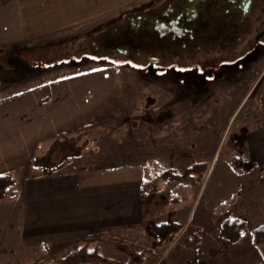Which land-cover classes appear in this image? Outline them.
Wrapping results in <instances>:
<instances>
[{
    "label": "crops",
    "instance_id": "0c3cea01",
    "mask_svg": "<svg viewBox=\"0 0 264 264\" xmlns=\"http://www.w3.org/2000/svg\"><path fill=\"white\" fill-rule=\"evenodd\" d=\"M15 1L22 38L34 41L104 23L152 0ZM262 65L255 72L258 73L256 79L264 73V63ZM120 78L110 70L96 68L54 79L42 76L32 84L14 87L13 91H0V174H10L13 178V184L0 197H7L11 187L17 190L16 197L9 202L12 211L3 219L0 242L5 246L9 242L17 244L24 264H57L68 250L88 238L97 240L105 256L119 261L132 251L141 250L146 254L143 264L264 263V243L255 245L252 235L244 233L247 228L236 243L220 233L222 219L232 216L229 210L238 202V191L233 192L236 200L226 214L213 212V207L221 200L201 198L198 201L201 190H190L189 195L195 193L193 201L184 199L186 201L173 205L171 214L165 211L171 203V190L166 188L149 194L150 198L140 191L145 158L138 162L128 160L124 165L91 168H79L77 160H67L62 167L65 168L58 171L33 165L34 159L56 139L88 128L94 118L127 104ZM166 99H171L170 109L184 103V97L171 98L169 93ZM186 101L187 105L191 103L190 99ZM172 121H169L171 128L168 126L162 132L174 129ZM181 128L184 129L182 125ZM150 131L155 133L153 128ZM137 133L138 141L148 139L151 134L149 129L147 135ZM164 137L167 143L169 137L166 134ZM246 148L255 163L252 169L259 165L261 170L264 124L248 133ZM168 219L184 223V228L173 242L157 244L149 224ZM193 233L200 239L189 244L188 238ZM8 262L5 264L14 261Z\"/></svg>",
    "mask_w": 264,
    "mask_h": 264
},
{
    "label": "rangeland",
    "instance_id": "374dc122",
    "mask_svg": "<svg viewBox=\"0 0 264 264\" xmlns=\"http://www.w3.org/2000/svg\"><path fill=\"white\" fill-rule=\"evenodd\" d=\"M148 3L141 7H147ZM137 9L138 6L123 11L118 17L89 28L70 29L28 41L21 35L16 1L0 0V91H13L14 87L32 84L42 76L54 79L96 68H105L120 75L127 104L94 118L92 126L88 128L58 138L62 139V143L43 166L62 170L67 160H77L79 168L112 167L124 165L132 159L138 162L145 158L144 164L155 159L161 168H172L179 174L178 179L168 180L161 190H171L177 182L188 184L190 190H201L198 201L201 198L222 201L238 191V202L230 208L229 215L244 218L248 224L244 233L251 236L250 231L254 226L264 224V192L261 191L264 190V176L259 165L247 173L235 170L232 159L241 156L246 164L254 163L246 148V141L248 133L264 124L261 101L264 73L258 79V73L255 74L263 66L264 57L257 66L252 65L251 71L239 76H246L243 80H221L211 86L207 93L201 94L202 97H191L193 104L187 105L188 99L184 98V103L175 104L170 109L168 103L171 99L167 100L166 94L169 93L171 98L177 97L173 91L179 92L178 82L163 76L165 74L157 76L135 54L129 56L115 50L101 52L99 40L91 46L96 37L108 33L112 25ZM255 79L257 81L253 82ZM152 102L157 103L153 105ZM169 121L174 122V129L162 132L168 126L171 128ZM151 128L155 129V133L150 131ZM148 129L151 138L142 142L136 140L137 132L147 135ZM165 134L169 137L167 143ZM51 146L41 155L37 154L36 158L47 155ZM136 151L139 152L134 154ZM152 154L154 157L151 158ZM194 162L206 163L201 180L187 171ZM34 164L40 165L36 159ZM13 189L11 187L7 191V197H0V240L3 219H7L12 211L9 202L13 199ZM154 193H146V197L150 198ZM170 195L171 192L169 202ZM194 196L195 193L185 199L190 202ZM178 203L171 202L165 211L172 214V206ZM11 244L9 242L5 246L0 242V263L14 261L13 264H24L17 244ZM31 258L33 261L34 256ZM35 261L38 262L37 259Z\"/></svg>",
    "mask_w": 264,
    "mask_h": 264
},
{
    "label": "flooded vegetation",
    "instance_id": "af4514ba",
    "mask_svg": "<svg viewBox=\"0 0 264 264\" xmlns=\"http://www.w3.org/2000/svg\"><path fill=\"white\" fill-rule=\"evenodd\" d=\"M110 28L91 46L135 54L188 99L243 80L264 57V0H152Z\"/></svg>",
    "mask_w": 264,
    "mask_h": 264
},
{
    "label": "trees",
    "instance_id": "16d2710c",
    "mask_svg": "<svg viewBox=\"0 0 264 264\" xmlns=\"http://www.w3.org/2000/svg\"><path fill=\"white\" fill-rule=\"evenodd\" d=\"M97 38V37H96ZM262 105L264 106V94L261 98ZM62 143V139H56L50 150L42 155L41 158H36V162L40 165H44L46 160H50V157L59 148ZM204 162H194L189 165L187 171L192 173L198 180L204 177L205 166ZM232 164L235 169L243 172L250 171L255 163L246 164L242 160L241 156H235L232 159ZM261 173L264 176V166L261 168ZM179 174L172 168H161L159 162L155 159H150L144 164V176L140 186L142 193L158 192L160 191L168 180L178 179ZM13 184V178L10 174H0V195L3 194L6 189ZM17 191L13 190L11 197L16 196ZM190 193V186L177 182L171 189L170 200L171 202L178 203L183 201ZM236 200V193L229 196L215 204L213 212L215 214H226L228 207ZM184 223L168 219L159 223L151 222L149 224V230L155 235L157 244L163 241L173 242L175 238L184 228ZM247 228V221L239 216H226L221 221L220 233L222 237L228 239L232 243H236L240 240L242 233ZM252 240L255 245L260 246L264 243V224H259L251 229ZM200 239V236L193 233L188 238V243L193 244ZM146 254L144 251H132L126 259L123 261L116 260L114 258L105 256L102 252L100 245L95 238H88L81 242L79 245L72 247L68 250L63 257L58 261V264H143ZM168 264V263H161ZM264 264V263H260Z\"/></svg>",
    "mask_w": 264,
    "mask_h": 264
}]
</instances>
